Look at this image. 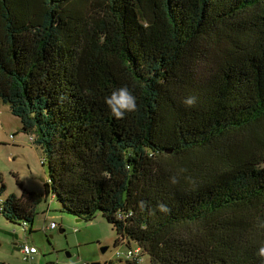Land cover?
<instances>
[{"label": "trees", "instance_id": "1", "mask_svg": "<svg viewBox=\"0 0 264 264\" xmlns=\"http://www.w3.org/2000/svg\"><path fill=\"white\" fill-rule=\"evenodd\" d=\"M121 86L137 109L117 119ZM0 98L49 169L8 221L52 195L102 214L128 264H261L264 0H0Z\"/></svg>", "mask_w": 264, "mask_h": 264}, {"label": "rangeland", "instance_id": "2", "mask_svg": "<svg viewBox=\"0 0 264 264\" xmlns=\"http://www.w3.org/2000/svg\"><path fill=\"white\" fill-rule=\"evenodd\" d=\"M32 138L10 105L0 98L1 203L11 195L24 203V189L45 193L49 169L47 163L43 164L42 148ZM59 207L61 203L52 195L43 200L36 208L33 229L31 225L12 223L0 213V264H128V259L117 252L123 254L129 246L116 243L117 231L102 214L92 221H78V217L61 212ZM51 222H56L57 227L46 229ZM23 242L38 248L36 257L24 258L20 250ZM144 263L150 264L148 254L144 255Z\"/></svg>", "mask_w": 264, "mask_h": 264}, {"label": "clouds", "instance_id": "3", "mask_svg": "<svg viewBox=\"0 0 264 264\" xmlns=\"http://www.w3.org/2000/svg\"><path fill=\"white\" fill-rule=\"evenodd\" d=\"M104 102L113 117L117 119L124 118L128 113H132L137 109V98L127 86H121L113 90L105 96ZM184 103L191 106L195 103V98L188 97ZM258 256L261 259V264H264V246L259 248Z\"/></svg>", "mask_w": 264, "mask_h": 264}, {"label": "built area", "instance_id": "4", "mask_svg": "<svg viewBox=\"0 0 264 264\" xmlns=\"http://www.w3.org/2000/svg\"><path fill=\"white\" fill-rule=\"evenodd\" d=\"M55 227H57L55 222H51L46 225V229H53ZM20 250L26 260L33 259L35 255L39 252L38 248L35 245L27 243V242H23L20 245ZM138 253H139V250H136L135 253L131 250H128L123 254L121 253V251H118L117 255L122 256L125 254L127 257H137Z\"/></svg>", "mask_w": 264, "mask_h": 264}, {"label": "water", "instance_id": "5", "mask_svg": "<svg viewBox=\"0 0 264 264\" xmlns=\"http://www.w3.org/2000/svg\"><path fill=\"white\" fill-rule=\"evenodd\" d=\"M78 221H81V220H83L82 218H78L77 219ZM61 231H64V229H61ZM106 249H107V246L106 247H104L102 250L103 251H106ZM70 255V254H69ZM93 264H99V263H93Z\"/></svg>", "mask_w": 264, "mask_h": 264}, {"label": "crops", "instance_id": "6", "mask_svg": "<svg viewBox=\"0 0 264 264\" xmlns=\"http://www.w3.org/2000/svg\"><path fill=\"white\" fill-rule=\"evenodd\" d=\"M32 227H33V225L31 226V228H32ZM32 229H33V228H32ZM27 243H28V242H27ZM37 254H38V253H37ZM37 254H36V255H37ZM36 255H35V257H36Z\"/></svg>", "mask_w": 264, "mask_h": 264}]
</instances>
